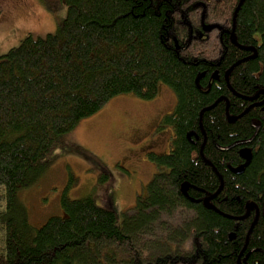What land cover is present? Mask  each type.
<instances>
[{"label":"trees","instance_id":"16d2710c","mask_svg":"<svg viewBox=\"0 0 264 264\" xmlns=\"http://www.w3.org/2000/svg\"><path fill=\"white\" fill-rule=\"evenodd\" d=\"M61 1L54 33L0 55V264H264V0ZM202 22L223 25L220 51ZM160 83L177 98L163 118L171 151L151 156L159 170L122 224L64 194L63 213L33 228L19 194L60 137L116 95L155 98ZM243 147L252 159L236 173Z\"/></svg>","mask_w":264,"mask_h":264},{"label":"rangeland","instance_id":"374dc122","mask_svg":"<svg viewBox=\"0 0 264 264\" xmlns=\"http://www.w3.org/2000/svg\"><path fill=\"white\" fill-rule=\"evenodd\" d=\"M67 14L68 7L61 0H0V55L27 36L54 33ZM175 103L174 91L164 83L150 100L119 94L61 136L41 162L36 183L19 194L31 226L38 228L51 216L62 214L64 194L72 199L92 198L97 205L115 211L121 225L124 212L136 204L138 194L146 192L159 170L147 152H169L173 128L160 122L142 140L129 137L136 128L146 130L159 110H164L163 117L170 114ZM167 132L166 145L144 148ZM6 207L5 191L0 188V213ZM2 236L0 225V246Z\"/></svg>","mask_w":264,"mask_h":264},{"label":"flooded vegetation","instance_id":"af4514ba","mask_svg":"<svg viewBox=\"0 0 264 264\" xmlns=\"http://www.w3.org/2000/svg\"><path fill=\"white\" fill-rule=\"evenodd\" d=\"M202 19H204V15L202 16ZM204 24L217 25V26L215 28H213L212 30H210V31H204ZM222 28H223V25L221 23H219V22H210V23L202 22V24H201V33H200L199 36H200V38H204V37L208 38V37H210L213 40L212 41V45H213L212 49L214 51H220L221 50L219 48L221 46V43H220V32H221ZM233 30L235 32L234 23H233L232 31ZM232 31H231V34H232ZM176 47H177V49L180 48L178 44H176ZM215 73H217V72H215ZM215 73H214V77H215ZM217 75H218V73H217ZM217 78H219V76H217ZM176 103H177V98H176ZM176 103H175V106H176ZM163 111L164 110H159V112L157 113V115L155 116L153 121L147 125V129L146 130H141V129L136 128L135 132L132 133V135H130V137H129L130 140H135V142L139 141V140H142L146 136L149 135L151 127H154L155 125L158 126L160 124V122H162L163 124H166L163 121V118H164L163 115H161L163 113ZM172 132H173V137H174V130ZM131 136H132V139H131ZM169 136H170V134L167 132V133L163 134L161 137H159L157 139H151L150 141H148L147 146H145L144 148H147V147L149 148V147L157 146V145H161V146L163 145L164 146V145H166ZM187 136H188V134H187ZM173 137H172V140H173ZM191 137H188V138L191 139ZM172 140H171V147H172ZM170 151H171V149L169 150V152ZM169 152L163 153V154H168ZM153 154H157V153L155 151H153V150L148 151L147 152V156H148L147 158L149 160H151V156H153ZM142 162H144V161H142ZM263 205H264V203H263ZM258 210H259V208H258ZM255 211H256V214H257V209ZM262 213L264 214V207H263ZM259 214H260V210H259Z\"/></svg>","mask_w":264,"mask_h":264},{"label":"water","instance_id":"95a60500","mask_svg":"<svg viewBox=\"0 0 264 264\" xmlns=\"http://www.w3.org/2000/svg\"><path fill=\"white\" fill-rule=\"evenodd\" d=\"M242 0L240 1L239 5L241 4ZM239 5L236 9V12H235V15H234V25H235V19H236V14H237V11L239 9ZM217 25H208V24H204V31H210L212 30L213 28H215ZM231 39L234 43H237L236 42V37H235V32L234 30L232 31V34H231ZM230 71H227L226 73V78H228V74H229ZM217 73H215V77L217 78ZM263 92V91H262ZM252 124L253 126L258 130V128L260 127V120L258 119H254L252 121ZM193 135V132L190 131L188 132V137H191ZM201 152H202V149H201ZM240 154L242 156V158L245 160V162L236 167V168H232V170L236 173H241L242 171H244L245 167L250 163L251 159H252V150L249 148V147H243L240 149ZM190 186V183L189 182H185L183 185H182V191L184 192L185 195H188V188ZM212 196H209V197H206L204 199V203L207 205V206H211L210 204V200H211ZM248 212L247 214L250 212L251 209L253 208H256L257 209V214H256V217H255V222L256 220L258 219V216H259V210H258V206L255 204V203H249L248 206ZM246 214V215H247ZM233 237V233L230 234V238Z\"/></svg>","mask_w":264,"mask_h":264},{"label":"bare ground","instance_id":"6f19581e","mask_svg":"<svg viewBox=\"0 0 264 264\" xmlns=\"http://www.w3.org/2000/svg\"><path fill=\"white\" fill-rule=\"evenodd\" d=\"M199 34V33H198ZM262 37V36H261ZM262 44V43H261ZM21 190V189H20Z\"/></svg>","mask_w":264,"mask_h":264}]
</instances>
